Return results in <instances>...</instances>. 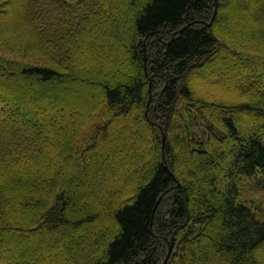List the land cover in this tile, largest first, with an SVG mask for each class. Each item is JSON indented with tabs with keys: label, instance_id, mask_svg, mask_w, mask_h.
<instances>
[{
	"label": "trees",
	"instance_id": "trees-1",
	"mask_svg": "<svg viewBox=\"0 0 264 264\" xmlns=\"http://www.w3.org/2000/svg\"><path fill=\"white\" fill-rule=\"evenodd\" d=\"M10 1L0 0V8L13 6L16 19L0 26L6 47L0 51V66L37 83L99 88L92 116L64 139L75 151L76 172L101 175L97 194L107 189L104 173L113 171L118 157L101 145L113 133V123L129 119L127 130L145 136L155 150L151 162L125 173L121 183L128 190L116 196L128 191L126 201L111 202L102 211L85 210L80 192L65 187V176L50 166L48 152L55 143L45 147L38 115L26 108L28 131L0 128V242L8 243L0 245V264L11 263L6 254L17 256L18 240L37 225L48 236H63L67 228L100 218L112 221L113 231L110 236L99 233L92 264H264V214L244 196L248 188L264 190V179L256 176L264 177V0H101L104 10H113L115 2L131 8L123 24L118 22L120 47L124 51L127 44L130 64L126 77L111 69H78L89 58H82L76 39L86 23H93L97 1L77 0L78 10L72 12L68 6L74 0H47L31 8L26 0ZM105 51L101 64L115 46ZM223 54L243 60L231 85L213 82L206 71L194 73L211 57L220 62ZM33 55L37 60L27 61ZM237 110L246 112L248 126ZM80 111L74 109V122ZM130 147L137 153L144 148ZM96 156L97 165L92 161ZM33 166L43 176L34 177ZM48 180L56 182L44 220L38 217L31 228L15 225L22 212L36 217ZM81 248L76 242L71 256Z\"/></svg>",
	"mask_w": 264,
	"mask_h": 264
},
{
	"label": "rangeland",
	"instance_id": "rangeland-1",
	"mask_svg": "<svg viewBox=\"0 0 264 264\" xmlns=\"http://www.w3.org/2000/svg\"><path fill=\"white\" fill-rule=\"evenodd\" d=\"M46 1L26 0V4L31 8L35 7L36 4L43 6ZM78 1H71V4L68 6L71 12L78 10V4L76 3ZM95 1L98 2L99 9L95 10L93 15H91L92 17H90L93 23H86V31L78 34V38L76 39V42L80 43V53L84 54L82 58H89V61L86 63L87 66L80 65L78 69L83 68V71L87 72L95 68L98 70L111 69V71L114 70L118 75L126 77L130 73V64L125 54L127 51L124 53L127 44H123L124 51L120 47V41L122 42L123 37L118 29V22L121 25L123 24V19L125 20V18L127 19L129 17V10L131 8L129 9L127 2L123 4H116L117 2H115L113 4V10L108 11V9H103L101 0ZM13 13V6L11 4H6L4 7H1L0 26L4 27L14 24L16 19ZM22 14L25 15L26 11L23 10ZM85 19L87 21L88 17L85 16ZM96 25L98 28H96ZM2 43L3 41L0 40V51L4 47ZM114 46L115 51L111 55L104 56V59H102L104 63H99L100 56L102 58V54L105 55V50L113 48ZM5 53L8 56L11 55L9 51ZM93 58L95 59L93 60ZM28 60L36 61L37 57L33 55L27 58ZM219 61L211 57L207 60L204 67L195 70L196 72L194 73L198 74L206 71L208 76L211 77L213 75V82L221 85H231L232 76L239 74L240 70L243 69V60L234 61L230 56L223 54ZM87 79L89 80L90 78L87 77ZM208 80H211V78H208ZM262 88H264V84ZM203 89L207 90V87ZM97 92H99V88L92 83L83 84L76 82L75 85H71L70 87H65L63 84L54 82L37 83L24 77H18L16 74H10L7 68L0 66V128L5 127L6 130H10V128L15 127L23 132L28 131V122H30L31 118L29 114H26L25 109L28 107L33 108L34 114L36 113L38 115L37 123L39 128L43 129L42 133L46 137V143L43 142V144L46 145L45 147H50L49 145L53 144V142L55 143L56 149H51L52 151L50 150L48 152L50 153L48 161L51 162L50 166L55 167V174L59 175L61 173L62 176H65L67 179L64 185L65 187H74L80 192V205L82 209L84 208L86 210L89 208L102 211L111 202L126 201L128 191L124 194L125 196H116V193L119 194L128 190L121 183L125 179V173L131 168L140 165L142 162H151L155 148L152 143L147 146L145 136H137L135 133L127 130L126 124L129 122V119L121 118L116 123H113V133H110L109 137L101 145L105 147V151L117 153L118 157L114 158L112 162L114 166L111 170L113 171L104 173L107 175V178L105 177L107 180V189L105 192L97 194L100 186L98 180L101 175L99 176L97 174V177L92 176V174L87 176L88 173L76 172L75 165L77 164L75 163L77 162L73 158L75 151L73 152V149H70L69 145L64 143L67 133H71L72 129V131L77 132L92 116L90 115V107L96 105L94 102H96L95 96ZM200 97L202 96L200 95ZM215 100L218 101V99ZM148 106L149 104L146 107V111L148 110ZM75 108L81 110L80 112L82 113L77 117L76 122L72 119V113ZM236 115L242 124L249 125L246 112L237 110ZM147 121L150 123L149 120ZM176 126L177 124L175 123L174 127ZM22 134L26 139V134ZM74 139H76L75 134ZM134 143L138 145L143 144L144 148H141L138 153L134 152L133 147H130ZM75 146L79 150L76 143ZM59 147H62V149L60 150ZM125 157L130 158L126 159ZM92 161L95 165L99 163L97 156ZM30 170L34 177L36 175L43 176L41 170L39 169V172L34 166ZM178 171L182 173L184 168H180ZM46 176H49V173ZM256 176L260 180L264 179L261 173H257ZM75 180L78 181V185L72 186V181ZM54 182L48 180L46 182L48 186L46 183L43 184V192L39 194L42 202L36 217L34 215L32 217L31 213L26 215L22 212L19 215V221L15 222L13 220L15 225L22 227L29 226L31 228L38 223L39 218L44 220L43 214L51 204V198L54 194L52 186ZM244 196L255 208L258 207L259 214H264V190L259 191L248 188ZM12 214L13 212H11V216ZM11 222L12 220H10ZM31 231L36 232L32 234ZM112 231L113 222H109L105 218H100L95 222L85 223L82 227L76 228L75 230L67 228L63 236H48L44 229L37 225L36 228H31L30 232L25 231L24 236H21L18 240L19 254L17 256L6 254V256L12 264H17L18 262L20 264H92L93 257L97 256V250L93 247H95L96 241L99 238V233L102 232L110 236ZM76 242H80L82 248L81 252L78 255L75 253L73 257L71 256L72 249ZM0 245L7 247L8 243L1 241ZM169 254L170 251L168 256ZM260 254L264 261V246L261 248Z\"/></svg>",
	"mask_w": 264,
	"mask_h": 264
},
{
	"label": "water",
	"instance_id": "water-1",
	"mask_svg": "<svg viewBox=\"0 0 264 264\" xmlns=\"http://www.w3.org/2000/svg\"><path fill=\"white\" fill-rule=\"evenodd\" d=\"M216 4H217V0H215ZM165 143V136H163V145ZM170 251H171V247H170Z\"/></svg>",
	"mask_w": 264,
	"mask_h": 264
}]
</instances>
